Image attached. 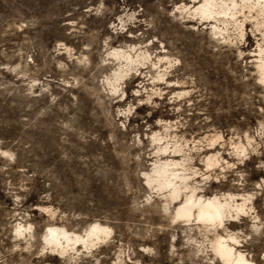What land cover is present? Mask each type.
<instances>
[{
  "label": "rangeland",
  "instance_id": "obj_1",
  "mask_svg": "<svg viewBox=\"0 0 264 264\" xmlns=\"http://www.w3.org/2000/svg\"><path fill=\"white\" fill-rule=\"evenodd\" d=\"M218 239L264 264V0H0V264H227Z\"/></svg>",
  "mask_w": 264,
  "mask_h": 264
},
{
  "label": "bare ground",
  "instance_id": "obj_2",
  "mask_svg": "<svg viewBox=\"0 0 264 264\" xmlns=\"http://www.w3.org/2000/svg\"><path fill=\"white\" fill-rule=\"evenodd\" d=\"M161 173V172H160ZM163 173H161L162 176ZM227 204L226 202H221L217 198H211L206 201L198 199L196 201L192 200V197L189 196L186 198L184 203L180 205L176 210V218L180 221L188 220L192 216L193 209H196L197 217L202 220L208 221H218L222 222L224 219L229 217V214L226 211ZM228 215V216H227ZM93 233H97L101 228L99 226H93ZM49 243L58 242L59 237L64 238L66 241H69L70 238L67 233L64 231H57L56 228H48ZM215 253L218 257L227 264H243L244 261L240 255L233 257L231 248L222 241L218 239L215 243Z\"/></svg>",
  "mask_w": 264,
  "mask_h": 264
}]
</instances>
